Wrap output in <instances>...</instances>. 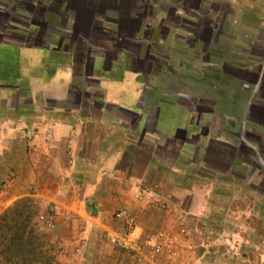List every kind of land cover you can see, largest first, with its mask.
Returning <instances> with one entry per match:
<instances>
[{
  "label": "crops",
  "instance_id": "crops-1",
  "mask_svg": "<svg viewBox=\"0 0 264 264\" xmlns=\"http://www.w3.org/2000/svg\"><path fill=\"white\" fill-rule=\"evenodd\" d=\"M56 2L48 10L26 3L28 11L31 6L36 12H29L30 18L19 16L23 23L14 22L24 28L11 25L6 29L0 24V156L11 154L15 142L22 147L8 159L12 167L21 169L14 175L20 174L16 180H11L18 188L0 198V208L18 198L23 186L32 184L33 197L40 204L55 206L56 225L49 232L62 250L54 264H82L83 260L84 264H123L99 239L101 233L121 229L112 222L113 213L126 209L134 214L138 236L149 231L172 232L171 217L179 213L177 207L182 216H196L192 208L196 203L202 208L208 199L206 184L193 176L195 170L217 175L224 169L237 171L251 165L240 153L244 148L259 150L252 135L264 137V116L259 117L264 115V59L248 58L249 51H243L246 57L241 58L245 61L241 65L216 59L214 69L210 64L199 66V75L205 79L199 89L190 85L187 95L181 88L177 92L155 88L148 79L158 74L169 79L172 65H160L157 58L146 60L140 51H126L143 41V28L135 36H126L129 23L125 21L115 34L117 39L111 40L106 28L76 0ZM5 5L10 6L0 0V8ZM235 11L234 23L247 40L255 29L264 28V9L257 4L247 6L243 19ZM153 25H158L157 20L148 25V37L153 36L158 45L170 33L167 30L159 39ZM198 52L200 56L203 51ZM110 54L113 58L107 63ZM137 61H151L154 73L137 71ZM82 73L83 78L90 73L100 75L93 82L102 92V112L84 115L77 110L87 107L94 97L80 88L76 76ZM181 83L186 87L184 79ZM220 87L241 95V100L230 101L224 110L218 100ZM186 99L192 104L186 105ZM71 102L75 108H62ZM109 107H117L130 121L106 113ZM228 129L242 132L237 145L225 140ZM189 155L198 162L187 163ZM162 170L174 181L168 178L160 184L157 179ZM186 175L193 179L187 188ZM178 181L185 183L180 189L168 184ZM186 200L187 210L183 208ZM69 217H78L84 224L77 237H70L74 232L69 224L60 223Z\"/></svg>",
  "mask_w": 264,
  "mask_h": 264
},
{
  "label": "rangeland",
  "instance_id": "rangeland-1",
  "mask_svg": "<svg viewBox=\"0 0 264 264\" xmlns=\"http://www.w3.org/2000/svg\"><path fill=\"white\" fill-rule=\"evenodd\" d=\"M6 1H8L7 3L10 6L6 7L5 11L9 12L10 16H12V18L14 17L13 19L21 23L22 20L17 15L20 14L28 18L31 16H29L30 13L25 5L22 8L23 10H21L17 7V5H19L18 3L30 2L36 7L42 6L48 10L55 6L58 0ZM77 1L80 6L86 9H92L95 21L103 25V27L106 28L105 32H109V35L112 36L118 33V25L116 23H118L120 19L119 15H124L122 11L127 12L131 6L130 3L123 4L120 2L125 0ZM162 2L168 3L169 0H162ZM116 4L117 7L115 10L113 7ZM196 4L202 7V10H200L201 12H198V10H189L188 5L185 6V9L181 8L178 10L176 9L175 12L171 11V14L173 13L172 17L168 16L166 11H162L166 14V20L161 22V18L159 17L160 20L157 18L158 25H153L154 28L157 27L160 39L161 36H165L166 31L169 30V37L167 35L165 41L163 40L160 44L158 43L159 48L155 53L154 51L151 52L154 53V56L158 57L160 63L172 65L171 69L173 71L169 79L161 77V74L155 75L152 79H148V83L155 88L161 86L169 87L174 92H177V90L181 88L180 90L186 92V95L190 93V85L191 88L195 86V88L199 89L198 84L202 83V80L205 79V77L201 79L199 75L200 67L206 64L203 61H197L196 56L199 53L198 51L210 52V56L213 60H211L209 66L213 69L217 62L215 60L218 58L219 60H231L234 64H243L245 61H241V58L246 57L244 54H241L243 51H249L248 58L254 57L258 60L260 58L262 60L264 59V28L255 29L254 33L251 34L252 38L247 40L245 36L240 35V30L234 23L236 20L234 9H236L235 12H239L238 19H243L248 15L247 6L249 4H257L264 9V0H198ZM171 5L170 8L174 6L173 4ZM108 6H110L109 9ZM233 6L236 8H233ZM36 10L38 11L37 8ZM80 13L81 11H79V15ZM163 13L160 14L163 15ZM47 14L51 15L49 13ZM198 14H200V16H209L213 22L214 35L211 44L208 45L206 49L202 43L194 42L195 40L192 34V29L194 28L190 26L198 21ZM38 15L39 12L35 13V17ZM11 25L17 28H24L23 25L17 26L14 23ZM162 28H164V32H162ZM173 33L177 35L173 37ZM95 35L97 34L95 33ZM90 40H92V44H95L94 39L90 38ZM152 41L154 42V39H152ZM257 45L260 46L257 47ZM132 50L135 49H131L130 51ZM182 51H186V56ZM216 51L241 52H239V54H234L232 52L223 55ZM163 55H167L169 58L167 59ZM230 56H233V58L229 59ZM196 65H198V67H196ZM207 74L209 75L211 73ZM80 75L81 76H76L79 78L80 88L91 93L94 97L93 100H88L89 104L87 107H78L79 109L77 110L84 115H91L93 112L97 113L96 110L102 112V92L98 90V87L94 86L93 82L99 79L100 75L95 73L91 76L90 73L87 78H83L85 73ZM182 79L186 81V87L181 83ZM218 91L221 94L218 100L222 102V108L224 110L230 106L228 105L230 101L235 104L239 99L241 100V98H239L241 95H236V93L235 95H231V92L226 88L220 87ZM192 93L194 92L192 91ZM184 101L186 104L189 102L188 99ZM75 107L76 105L73 102L62 106L64 109H73ZM105 112L108 114H116L118 117L130 121L129 117L124 115L123 111L117 107H109L105 109ZM257 138H259L255 141L257 147H264V137L261 136ZM11 148L13 150L11 154L5 153L4 156H0V198L4 197L3 195L8 190L11 189L12 191H16L15 188H18L17 185L11 184V180H16L20 174H18L17 177H14V175L21 169L12 167V161H8V159L14 156L15 151H20L22 147L19 142H15L11 145ZM131 155L135 156L136 154L131 153ZM138 156L141 160L144 159V156ZM245 156H243L242 160L246 158ZM193 161L196 164L198 158L194 157V155L186 157L187 163ZM258 161L260 165L264 166V159H259ZM247 166L248 169L239 168L237 171H225L226 169H224L222 174L217 175L212 172L195 170L193 176L197 181L206 184L208 199L205 201V205H202L199 211L197 207L198 203H196L195 207L192 208V210H196V216H182L180 208L177 207L179 213L177 212L178 214L176 216L171 217V221L175 223V230L172 232L149 231L142 234V236H138L135 233V239L140 246L138 253L125 252L108 244L107 237L109 235L121 234L125 231L123 222L115 218L114 214L116 212L113 213L110 218L112 222L121 227V229L119 231L110 232L108 235L101 233L99 238L100 241L105 243L110 251L119 258L118 261H123V264H264V176L259 169H254L251 165ZM221 170L223 169H219L218 171L220 172ZM168 178L169 181H174L166 175L165 170H162L158 174L157 181L163 184L165 181H168ZM21 180L20 178L17 182ZM192 180V178H187L186 175V188L190 186V181ZM168 184L173 185L175 189H180L185 183L182 185L181 181H178L176 185L170 182H168ZM163 185L161 188L164 187ZM18 186L23 185L18 184ZM20 193L21 195L13 202L8 204L5 208H0V215L18 200L23 198L33 199L41 209L37 217V223L42 229V233L46 235L49 240V244L45 245L43 250L47 255L53 258L54 264L59 252L62 250L59 246V240L48 232V229L50 231V229L56 225V221L54 220V217H56L54 210L55 206L54 204H40L38 199L33 197L34 186L32 184H29L27 187L23 186ZM170 204L172 206V203ZM188 204L189 201L186 200L183 208L187 210ZM162 205L166 208V204ZM121 210L130 213L135 218L136 223L134 214L126 209ZM173 214L175 215V213H172V215ZM60 223L69 224V228L74 232V235L72 234L70 237H77L78 235H76V232L80 229L83 230L84 227V224L78 217H69ZM49 225L52 227L50 228ZM65 228L67 229L68 226ZM150 239H154V241L160 245V253L156 254L147 246L146 241ZM81 241L83 242L85 239L81 238ZM66 264H78V262H67ZM82 264H84V260ZM86 264H88V261Z\"/></svg>",
  "mask_w": 264,
  "mask_h": 264
},
{
  "label": "trees",
  "instance_id": "trees-1",
  "mask_svg": "<svg viewBox=\"0 0 264 264\" xmlns=\"http://www.w3.org/2000/svg\"><path fill=\"white\" fill-rule=\"evenodd\" d=\"M1 1H4L5 4H8V1L6 0ZM180 1L181 0H169L168 3L162 2V0L120 1L123 4L130 3L131 6L127 12L122 11L124 15H119L120 19L118 20V23H116L118 25V30L119 27L123 23H125V21H128L129 26L126 28V36H135L136 32L138 33L141 28H143L145 32L143 41H137L135 45L128 46V49L126 51L135 49L136 51H140L146 60L148 58H155L154 53L151 51L158 50L159 46L152 41V35V37H148V32L151 30L148 25H150L152 21H156L159 17L164 22L166 20V14H164L162 11H166L168 16L172 17L173 13L171 14V11H176L177 8L174 7L175 3L178 4ZM197 2L198 0H186V5H188L189 10H198L199 12L200 10H202V7L200 5H197ZM18 4L19 5H17V7L21 8L26 3ZM28 4L31 5L30 2H28L27 5ZM171 4L174 5V8L172 7L173 9L170 8V6H172ZM109 7L110 6H108V9ZM116 7L117 4L114 5L113 8L116 10ZM29 8V12H35V8H31V6ZM86 11H88L89 14L93 15L92 9L90 10L87 8L85 12ZM160 13H163V15H161ZM17 16L23 17V15L20 14ZM197 16L200 18L196 23L192 24L193 27L196 28V30L193 31L194 40L203 44H209L212 41L214 35L213 22L211 21L212 19L207 15L200 16V14H198ZM13 18L12 16H10L9 12L5 11V8H0V24L6 26V29L7 26H11V24L14 23L13 21L17 22V20ZM162 32H164V28H162ZM110 36L111 40L117 39L116 35ZM106 58L107 63L111 62L113 55L110 54ZM137 62V71L139 70V72L143 74L154 73V70L152 68L154 67V64L151 61ZM105 67L107 68V65ZM187 104L190 105L192 103L189 102ZM263 116L264 115L261 114L259 117L262 118ZM257 121L259 123H263L259 119H257ZM239 122L237 121L236 123ZM224 136L225 140L230 145H237L240 140L239 138L242 137V132L238 131L236 133V131L228 129ZM260 148L263 149V147ZM261 149L252 152L251 150H246L244 148V150H242V152L240 153V156L243 159V156L241 154H246V158L244 159V161L248 164H251L254 169H259L261 171V174L264 176V166L259 165L258 161L259 159H264V152H262ZM253 153H255L256 156H254ZM252 160L254 161V163ZM40 210V207L33 199L23 198L15 202L11 207L6 209L0 215V264H53V258L47 255L43 250L44 246L49 244V240L48 237L42 233V229L37 223V217L40 213ZM50 226L51 225H49V227Z\"/></svg>",
  "mask_w": 264,
  "mask_h": 264
},
{
  "label": "built area",
  "instance_id": "built-area-1",
  "mask_svg": "<svg viewBox=\"0 0 264 264\" xmlns=\"http://www.w3.org/2000/svg\"><path fill=\"white\" fill-rule=\"evenodd\" d=\"M117 220L123 222L125 226V231L121 234H113L107 237V242L109 245L123 250L125 252H139L140 246L135 239L136 223L135 218L125 210H118L114 214ZM52 226H50L51 228ZM147 246H149L153 252L156 254L161 252V247L157 244L154 239L146 241Z\"/></svg>",
  "mask_w": 264,
  "mask_h": 264
},
{
  "label": "flooded vegetation",
  "instance_id": "flooded-vegetation-1",
  "mask_svg": "<svg viewBox=\"0 0 264 264\" xmlns=\"http://www.w3.org/2000/svg\"><path fill=\"white\" fill-rule=\"evenodd\" d=\"M185 6H186V0H181L178 4L177 3H175V7L177 8V10L178 9H185ZM198 18H200V17H198ZM159 20H160V18H159ZM161 22H163L162 20H161ZM191 27H193V25H190ZM194 28V27H193ZM196 30V28H194V29H192V34H193V31H195ZM193 38H194V35H193ZM194 42H198V41H194ZM212 42V41H211ZM211 42L209 43V44H203V46L205 47V49L207 48V46L208 45H210L211 44ZM200 43V42H199ZM204 49V50H205ZM224 52V55H227V53H230V51H223ZM154 53H155V51H154ZM203 53H205V54H203ZM163 56H165L167 59L169 58V57H167V55H163ZM203 57V58H202ZM155 58H157V60H158V63L160 64V65H163V66H165V64H163V63H160V60L158 59V57L156 56ZM230 58L232 59L233 58V56L231 57L230 56ZM196 59H197V61H199V62H201V61H203V62H205V64H210V52L209 51H203L202 52V55H201V57L200 56H197L196 57ZM219 59V58H218ZM224 60V59H223ZM215 66H216V64H215ZM224 66V65H223ZM190 102V101H189ZM188 102V103H189ZM187 105H189V104H187ZM253 137H252V139L254 140V141H257L259 138H257V137H261V136H256V135H252ZM257 145V144H256ZM261 148L259 147V150H260ZM261 151L262 152H264V147H263V149H261ZM240 153V152H239ZM242 156H245V154L244 153H242L241 154ZM253 155L254 156H256V154L255 153H253ZM246 157V156H245ZM264 157V156H263ZM253 161V160H252ZM253 163H254V161H253ZM260 165V164H259ZM254 166V165H253ZM255 167V166H254Z\"/></svg>",
  "mask_w": 264,
  "mask_h": 264
}]
</instances>
